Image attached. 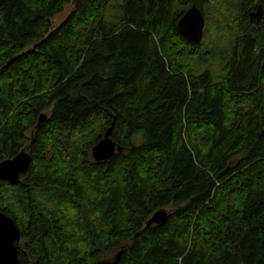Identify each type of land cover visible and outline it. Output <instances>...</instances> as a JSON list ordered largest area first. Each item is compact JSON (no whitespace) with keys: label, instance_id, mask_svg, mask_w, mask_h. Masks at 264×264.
I'll list each match as a JSON object with an SVG mask.
<instances>
[{"label":"trees","instance_id":"trees-1","mask_svg":"<svg viewBox=\"0 0 264 264\" xmlns=\"http://www.w3.org/2000/svg\"><path fill=\"white\" fill-rule=\"evenodd\" d=\"M193 5L199 44L177 26ZM259 5L0 0V163L31 156L0 181L19 264H264ZM109 128L123 150L97 163Z\"/></svg>","mask_w":264,"mask_h":264},{"label":"water","instance_id":"water-1","mask_svg":"<svg viewBox=\"0 0 264 264\" xmlns=\"http://www.w3.org/2000/svg\"><path fill=\"white\" fill-rule=\"evenodd\" d=\"M256 18V24L262 23L264 9L258 6L251 14ZM178 30L182 37L189 43L199 44L203 40L206 18L202 10L195 5L191 6L178 21ZM264 67V64H263ZM46 115L40 116V123L45 122ZM112 130L109 128L104 138L92 148L91 156L95 162L111 160L117 152L123 149L111 137ZM31 156L26 150L21 151L15 157L0 163V181H7L11 185H18L20 175L30 169ZM165 210L155 212L147 221L146 226L163 224L167 218ZM21 241V232L16 222L2 211H0V264H19L18 247ZM96 264H120L119 256L112 260H102Z\"/></svg>","mask_w":264,"mask_h":264},{"label":"rangeland","instance_id":"rangeland-1","mask_svg":"<svg viewBox=\"0 0 264 264\" xmlns=\"http://www.w3.org/2000/svg\"><path fill=\"white\" fill-rule=\"evenodd\" d=\"M72 9H73V5L67 4L64 8V11L53 19V24L55 26H58L61 22H63L66 19V17L69 15ZM262 57L264 59V52L262 53Z\"/></svg>","mask_w":264,"mask_h":264}]
</instances>
